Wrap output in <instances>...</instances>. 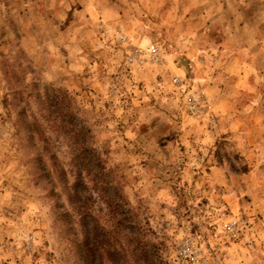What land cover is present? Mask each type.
Returning a JSON list of instances; mask_svg holds the SVG:
<instances>
[{
	"label": "rangeland",
	"instance_id": "obj_1",
	"mask_svg": "<svg viewBox=\"0 0 264 264\" xmlns=\"http://www.w3.org/2000/svg\"><path fill=\"white\" fill-rule=\"evenodd\" d=\"M47 97L102 161L74 198ZM133 214L167 264H264V0H0V264L133 263Z\"/></svg>",
	"mask_w": 264,
	"mask_h": 264
},
{
	"label": "trees",
	"instance_id": "obj_2",
	"mask_svg": "<svg viewBox=\"0 0 264 264\" xmlns=\"http://www.w3.org/2000/svg\"><path fill=\"white\" fill-rule=\"evenodd\" d=\"M42 109H44V115L51 123V126L58 132L64 134V136L69 139V146L74 153V162L76 165V181H74L72 186L73 193H69V198H74L75 195H81L82 186L86 184L84 179L85 172L90 173L91 170H99L102 165L101 159H99L96 150L91 146L90 140L85 134V126L75 123L76 113L68 107L67 101L64 97H47L45 100L40 101ZM25 110V109H24ZM27 122L26 134L30 139L35 138L37 134L42 133L40 125L34 120ZM45 140V139H44ZM48 148V146H46ZM45 147L43 146V149ZM51 157H54L52 155ZM39 162L41 164L43 159L39 157ZM44 165V164H43ZM104 181V180H102ZM96 182L95 179H91V183ZM85 188V186H84ZM134 218V219H133ZM133 235L129 239V245L131 249L129 250L133 263L129 264H167L166 261L162 260L158 255L155 257L154 251L157 250L155 242L150 239H146L144 235L139 231L140 223L133 214ZM94 224V225H93ZM86 229L84 234V239L80 243V248L88 253V256H94L96 251V246L100 242L101 238L106 239V236H100L99 227L97 223H92V225ZM116 249L107 250V256L111 258L116 253ZM154 257V258H153ZM90 258V257H89ZM90 264H93V259L89 260Z\"/></svg>",
	"mask_w": 264,
	"mask_h": 264
},
{
	"label": "built area",
	"instance_id": "obj_3",
	"mask_svg": "<svg viewBox=\"0 0 264 264\" xmlns=\"http://www.w3.org/2000/svg\"><path fill=\"white\" fill-rule=\"evenodd\" d=\"M146 54L153 59H157L159 49L155 44H150V46L146 48ZM193 102L196 101L194 100ZM239 226V219L233 217L232 219L224 223V230L228 232L232 237H236L238 235V230L240 229ZM180 255L182 256L183 261L186 264L195 263L198 257V249L191 242L186 241L180 250Z\"/></svg>",
	"mask_w": 264,
	"mask_h": 264
}]
</instances>
